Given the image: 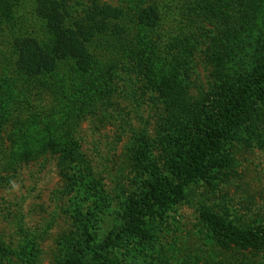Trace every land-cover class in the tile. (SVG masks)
<instances>
[{
	"label": "rangeland",
	"instance_id": "1",
	"mask_svg": "<svg viewBox=\"0 0 264 264\" xmlns=\"http://www.w3.org/2000/svg\"><path fill=\"white\" fill-rule=\"evenodd\" d=\"M50 1L19 0L10 20L0 11V101L13 87L28 89L37 104L2 133L0 264L92 262L94 247L121 228L127 202L145 191L153 168L168 172L180 119L206 109L222 75L238 77L251 67L258 51L237 44L238 32L256 33L261 40L251 41L264 46V0ZM150 5L164 17L154 28L146 25ZM51 6H60L79 32L98 22L110 31L91 39L93 70L84 72L67 56L57 68L63 85L45 90L37 80L23 81L17 39L36 37L49 51L67 44L47 25ZM242 7L248 21L238 14ZM116 9L125 16L101 20ZM121 27L128 35L113 34ZM248 111L233 138L222 141L228 166L189 185L186 198L170 204L145 237L116 246L123 264H231L248 257L259 263L258 256L223 249L201 216L208 206L264 225V99L253 97ZM25 124L28 134L51 136L53 146L25 155L11 149L15 129Z\"/></svg>",
	"mask_w": 264,
	"mask_h": 264
},
{
	"label": "trees",
	"instance_id": "2",
	"mask_svg": "<svg viewBox=\"0 0 264 264\" xmlns=\"http://www.w3.org/2000/svg\"><path fill=\"white\" fill-rule=\"evenodd\" d=\"M19 0H0V11L10 20L13 8ZM42 4L50 5V0H41ZM147 27L154 28L163 20L156 5L149 6ZM43 9L42 11H44ZM214 13V9L212 10ZM47 22L54 27V31L60 38V43L69 41L56 47L53 51L46 50L36 37H18L17 47L22 49L20 68L25 73L23 81L37 80V84L45 90L60 89L64 83L63 76L58 71L59 60L71 56L79 60L84 72L93 70L95 59L91 48V39L98 34L109 32L108 25L95 23L86 33L79 32L78 28L72 29L67 25V14L61 12L60 6L47 8ZM244 14L245 19L251 16L250 11L242 7L238 14ZM63 14V15H62ZM250 14V16H249ZM120 19L125 16V11L116 9L115 12L103 13L102 19L107 17ZM162 25V22L160 23ZM239 26V22H238ZM237 26V27H238ZM264 26V24H263ZM123 27L114 30L113 34H123ZM238 32V31H236ZM238 32L237 44H247L254 47L256 54L251 67L244 70L238 77L222 75L220 85L212 92V99L206 109L197 115L180 119L177 123L178 133L169 144L172 157L168 160L166 169L168 172L153 168L152 178L146 181V189L137 196H132L126 204L122 214L123 224L115 232L114 237H109L99 242L94 247V260L89 264H123V260L115 253V248L126 238L145 237L152 227L153 222L175 203L187 196V187L192 183L208 181L215 174L228 166V160L224 153L222 141L232 139L240 128L241 117L248 115V110L253 97L264 99V46L263 42L251 41L258 38L257 34L249 31V35L240 36ZM124 35H128L125 33ZM121 37V36H120ZM128 38V36H126ZM124 36L123 39H126ZM133 38H129L132 40ZM261 40V38H258ZM263 39V38H262ZM264 41V39L262 40ZM260 44V45H259ZM239 46V47H240ZM191 47H185L189 51ZM252 60V59H251ZM80 70V68H79ZM10 87L7 91L10 95L3 96L0 101V148L3 150L5 132L9 123L21 119L24 115H32L34 106L25 91H15ZM2 97V96H1ZM24 104V105H22ZM27 104V105H26ZM26 105V106H25ZM26 110V111H25ZM33 112V113H32ZM26 124L18 126L15 130L18 135L11 139L9 147L21 150L22 154H28L37 147L53 146L52 137L48 139L37 136L39 132H29ZM38 131V130H37ZM17 134V133H16ZM259 136L254 133V136ZM208 206L201 207V216L207 222L212 236L223 249H237L241 253H250L258 256L259 263H253L251 258H242L232 261L231 264H264V225L255 226L241 217H227L210 211ZM150 226V227H149ZM3 248L0 246V255ZM63 264H77L75 260L66 258Z\"/></svg>",
	"mask_w": 264,
	"mask_h": 264
}]
</instances>
